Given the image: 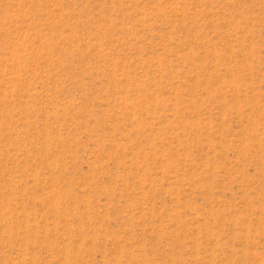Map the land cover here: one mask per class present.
<instances>
[{
    "label": "rangeland",
    "instance_id": "1",
    "mask_svg": "<svg viewBox=\"0 0 264 264\" xmlns=\"http://www.w3.org/2000/svg\"><path fill=\"white\" fill-rule=\"evenodd\" d=\"M0 264H264V0H0Z\"/></svg>",
    "mask_w": 264,
    "mask_h": 264
}]
</instances>
